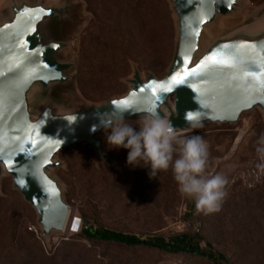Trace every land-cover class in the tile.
Instances as JSON below:
<instances>
[{
  "label": "water",
  "instance_id": "95a60500",
  "mask_svg": "<svg viewBox=\"0 0 264 264\" xmlns=\"http://www.w3.org/2000/svg\"><path fill=\"white\" fill-rule=\"evenodd\" d=\"M167 1L175 14L177 42L166 76L143 77L135 68L125 95L99 105H76L68 89L76 83L73 56L83 24L82 1L0 0V179L12 178L14 189L36 211L47 247L54 236L66 234L72 215L64 187L52 173L63 167L58 155L84 145L109 161L101 120L114 113L119 101L130 105L150 97L178 135L193 129L190 116L199 125H237L256 109L264 117V9L217 35L212 28L245 0ZM201 61L204 65L192 74ZM178 75L184 80L176 85L172 78ZM123 118L139 117L126 112Z\"/></svg>",
  "mask_w": 264,
  "mask_h": 264
},
{
  "label": "rangeland",
  "instance_id": "374dc122",
  "mask_svg": "<svg viewBox=\"0 0 264 264\" xmlns=\"http://www.w3.org/2000/svg\"><path fill=\"white\" fill-rule=\"evenodd\" d=\"M80 1L83 24L77 28V51L73 56L78 62L76 83L73 90L68 89L72 93L73 103L99 105L111 98L125 95L129 89L127 81L133 76L135 68L143 77L152 74L161 80L166 76L177 42L176 19L169 1L164 0L172 28L170 39L164 35L161 8L155 0H141L140 6L127 16L126 26L148 68H142L138 62L129 59L125 69H122L116 58L106 64L98 62L101 47L96 44V36L92 33L99 30L91 29L99 23V19L101 22L104 18L123 19L121 12L113 6L130 0H93L92 9L86 0ZM263 9L264 0H245L235 14L220 18L212 29L220 35L251 20ZM99 71L102 72L101 75ZM261 125H264V117L256 109L245 114L237 125L202 124L179 135L201 136L208 146L206 171L220 174L227 180V195L220 211L209 215H203L194 209L192 211L195 215L186 218L193 201L180 196L171 170L160 172L156 178L149 179L148 169L128 167L127 152L123 149L109 150L105 131L100 138L109 161L99 158L95 150L81 145L61 152L57 160L63 163V167L52 173L64 187L65 201L71 207L72 215L79 214L91 226L138 236L154 233L171 235L180 232L199 234L202 237L201 247L207 248L209 243L235 264L236 258L233 257L236 254L243 257L239 264H257L254 249L242 248L236 253L227 244L224 236H221L218 221L222 217H235L255 207L254 204L247 205L246 197L235 202L230 198L236 191L258 187L264 181V155L253 150L252 145ZM240 135L242 137L236 143ZM0 199H3L0 201V230L5 223L6 208L18 210L21 205L24 207L21 206L23 211L20 220L26 231L30 232L29 227L38 226L36 211L14 189L12 178L8 176L0 179ZM45 245L47 247L46 243ZM73 247L81 250L79 264H213L197 256L168 254L144 247L129 249L120 245L89 241L82 235L74 236L68 241H51L47 249L52 253L51 257L64 259L72 252ZM6 255L7 252L0 254V264ZM18 256L16 261L20 259L19 263H23L24 260L21 259L25 258L21 254ZM73 259L70 262L76 261Z\"/></svg>",
  "mask_w": 264,
  "mask_h": 264
},
{
  "label": "trees",
  "instance_id": "16d2710c",
  "mask_svg": "<svg viewBox=\"0 0 264 264\" xmlns=\"http://www.w3.org/2000/svg\"><path fill=\"white\" fill-rule=\"evenodd\" d=\"M89 7L92 9L93 0H86ZM161 8V16L164 22V35L170 39L172 28L168 18V8L164 0H155ZM141 0L125 1L122 4L113 6L118 9L123 15V19L104 18L101 22L92 27L91 31L98 29V32L92 33L96 36V44L100 46L98 62L102 64L108 63L112 58H116L120 63L122 69L128 66V60L136 61L140 67L148 68L142 60L140 50L135 46L133 38L126 26V19L129 13L135 11L140 6ZM91 33V32H89ZM91 35V34H90ZM101 75L102 72L99 71ZM253 150L258 151L264 155V125H261L259 132L252 140ZM236 195V196H235ZM240 196V197H239ZM242 197H246L247 205L254 204L251 210H245L235 217H222L219 220L221 227V236H224L227 244L234 249L236 253L240 252L242 248H252L256 251L257 264L264 263V181L255 188L247 189L245 191H236L230 200L239 201ZM3 201V199H0ZM250 203V204H249ZM20 204V203H19ZM21 205V204H20ZM23 206V205H21ZM10 209L6 208V218L3 227L0 230V254L6 253L2 264H20L16 261V256L22 255L25 259L21 264H79L80 249L73 247L72 252L66 255V258H58L52 256V253L46 251L42 242L36 236L26 231V227L21 223V216L23 208ZM24 207V206H23ZM190 213L185 215L186 218H191L195 215L192 211L195 209L194 203L190 205ZM83 219V218H82ZM235 219V220H234ZM82 232L76 236L82 235L89 241L103 242L107 244L120 245L126 248L144 247L147 249L157 250L168 254H187L205 258L213 264H235L231 262L227 256L216 250L211 244H207V248L201 247L202 237L193 235L189 232H180L171 235L161 233H154L150 235H134L126 234L95 225H89L87 221L84 222ZM79 254V255H78ZM92 256V255H91ZM19 257V256H18ZM78 259H73V258ZM71 258L76 260L70 262ZM92 258V257H91ZM236 264L241 262V255H234ZM26 260V261H25ZM239 264V263H238Z\"/></svg>",
  "mask_w": 264,
  "mask_h": 264
},
{
  "label": "clouds",
  "instance_id": "9594fccd",
  "mask_svg": "<svg viewBox=\"0 0 264 264\" xmlns=\"http://www.w3.org/2000/svg\"><path fill=\"white\" fill-rule=\"evenodd\" d=\"M137 114L135 122H127L123 113ZM192 128L199 126L194 118ZM108 149L127 152L126 165L148 169L149 179L171 170L177 191L191 199L198 213L209 215L220 211L226 198L227 180L220 174L206 171L208 146L199 135L181 137L170 120L161 118L148 96L138 97L127 107L116 104L114 113L101 120ZM95 131V128H93Z\"/></svg>",
  "mask_w": 264,
  "mask_h": 264
},
{
  "label": "built area",
  "instance_id": "2783aa9c",
  "mask_svg": "<svg viewBox=\"0 0 264 264\" xmlns=\"http://www.w3.org/2000/svg\"><path fill=\"white\" fill-rule=\"evenodd\" d=\"M71 220L69 221L68 228L66 234L64 236H54L52 241L53 243L60 241H68L70 238L80 234L83 229V219L79 214L71 215ZM29 231L33 233L38 240H40L45 248L48 251L45 241L42 239L41 232L37 226L29 227Z\"/></svg>",
  "mask_w": 264,
  "mask_h": 264
},
{
  "label": "snow or ice",
  "instance_id": "6c2138e0",
  "mask_svg": "<svg viewBox=\"0 0 264 264\" xmlns=\"http://www.w3.org/2000/svg\"><path fill=\"white\" fill-rule=\"evenodd\" d=\"M206 60L207 59H211V57H206L205 58ZM218 62H221V61H216V60H213V63H218ZM204 61H201V64L200 65H197V68H194V69H192V74H196L197 73V70L199 69V68H201V66H203L204 65ZM185 75H188L187 73H185ZM183 80H184V76H174L173 78H172V82L174 83V84H176V85H179V84H181L182 82H183ZM156 87H163L164 88V90L165 91H171V87L170 86H162V85H157ZM156 93H155V89H153V95H155ZM119 105H121V106H124V107H127L128 105H129V102L128 101H126V100H121V101H119V103H118ZM193 117H189V119H192Z\"/></svg>",
  "mask_w": 264,
  "mask_h": 264
},
{
  "label": "bare ground",
  "instance_id": "6f19581e",
  "mask_svg": "<svg viewBox=\"0 0 264 264\" xmlns=\"http://www.w3.org/2000/svg\"><path fill=\"white\" fill-rule=\"evenodd\" d=\"M241 137H242V136L240 135L236 143H238V142L240 141V138H241ZM70 220H71V218H70Z\"/></svg>",
  "mask_w": 264,
  "mask_h": 264
}]
</instances>
